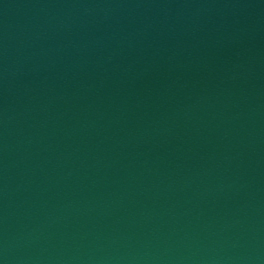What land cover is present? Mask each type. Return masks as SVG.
Returning a JSON list of instances; mask_svg holds the SVG:
<instances>
[{
    "label": "water",
    "instance_id": "95a60500",
    "mask_svg": "<svg viewBox=\"0 0 264 264\" xmlns=\"http://www.w3.org/2000/svg\"><path fill=\"white\" fill-rule=\"evenodd\" d=\"M0 264H264V0H0Z\"/></svg>",
    "mask_w": 264,
    "mask_h": 264
}]
</instances>
